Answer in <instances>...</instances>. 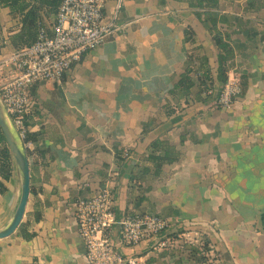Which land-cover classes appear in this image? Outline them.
Masks as SVG:
<instances>
[{"label": "crops", "instance_id": "0c3cea01", "mask_svg": "<svg viewBox=\"0 0 264 264\" xmlns=\"http://www.w3.org/2000/svg\"><path fill=\"white\" fill-rule=\"evenodd\" d=\"M115 4L108 0L107 14ZM206 11L224 18L217 24L223 48ZM55 16L43 13L40 24L50 27ZM0 21L7 39L0 54L15 51L21 16L0 5ZM117 26L60 81L32 87L31 192L21 230L0 239V264H89L74 204L113 173L119 217H170V234L204 231L217 264H264V0H218L215 7L200 0H124ZM219 58L243 86L231 110L210 94L171 93L187 69L194 79L209 76L219 90ZM154 141L162 143L154 149ZM125 149L129 155L118 163L117 152ZM7 185L0 229L20 199L16 166ZM155 243L122 244V251L139 264H198L178 247L158 251Z\"/></svg>", "mask_w": 264, "mask_h": 264}, {"label": "built area", "instance_id": "2783aa9c", "mask_svg": "<svg viewBox=\"0 0 264 264\" xmlns=\"http://www.w3.org/2000/svg\"><path fill=\"white\" fill-rule=\"evenodd\" d=\"M115 1V7L107 14L108 0H62L52 25L40 24L35 42L0 54V96L26 149L32 144L28 125L32 87L40 81H60L86 51L102 44L118 29L124 0ZM5 44L7 39L0 36V46ZM242 90L240 76L231 71L219 90L209 89L205 94L213 95L219 107L231 110ZM124 153L128 157L129 150ZM115 177V173L111 174L104 187L74 204L77 232L89 264H139L138 257L127 256L117 248L114 231L120 232L124 245L156 239L155 250L178 247L188 255L186 248L197 245L209 255V263L220 261L215 247L204 250V231L187 228L170 234L172 218L160 214L136 212L119 217L115 210Z\"/></svg>", "mask_w": 264, "mask_h": 264}, {"label": "trees", "instance_id": "16d2710c", "mask_svg": "<svg viewBox=\"0 0 264 264\" xmlns=\"http://www.w3.org/2000/svg\"><path fill=\"white\" fill-rule=\"evenodd\" d=\"M62 0H0V5L3 7H9L10 13L13 15L21 16L22 27L20 31L12 38V43L15 47L20 48L27 46L35 42L38 34L40 23H43V13L46 15L56 14ZM205 3L207 6L215 7L218 5V0H200V3ZM206 20L211 23V33L217 47L223 48L225 46V39L222 32L218 29L219 20L224 21V18L218 16L216 12L206 11ZM2 29L0 21V31ZM219 77L225 82L228 78V68L224 66L223 60L219 58ZM191 69H187L182 75L175 88L171 91L172 94L178 97L188 98L193 96L197 99H202V94L206 93L209 89H212L210 84L211 79L209 76L204 75L194 79L190 73ZM196 87V90L193 88ZM215 98V97H214ZM30 136V135H29ZM161 141H154L152 146L154 149L159 147ZM155 152V150H154ZM124 154V155H123ZM126 158L124 151L117 152V162L121 163ZM148 158H153L149 155ZM14 160L7 143L6 137L0 127V194L8 191V181L13 175ZM158 173L159 170H156ZM132 180H136V176L132 175ZM21 229L19 228V231ZM33 234L25 233L26 238L32 237ZM211 244V246H208ZM214 244L205 235L204 250L210 251L214 249ZM189 250V257L196 261L198 264H212L209 263V255L203 253L199 246L190 245L186 248Z\"/></svg>", "mask_w": 264, "mask_h": 264}, {"label": "water", "instance_id": "95a60500", "mask_svg": "<svg viewBox=\"0 0 264 264\" xmlns=\"http://www.w3.org/2000/svg\"><path fill=\"white\" fill-rule=\"evenodd\" d=\"M0 127L3 130V133L6 137L7 143L10 147L14 165L18 171L20 178V199L18 205L15 209L12 219L9 223L0 229V239L11 236L16 232V230L21 225L23 217L26 212L30 192H31V171H30V161H29V152L24 146V143L18 133L17 128L15 127L10 114L8 113L2 98L0 96ZM189 227L190 224L184 225ZM120 229V226L117 227V230ZM178 229H176L177 231ZM115 245L117 248L122 251V242L121 240L114 239ZM127 264V262L125 263Z\"/></svg>", "mask_w": 264, "mask_h": 264}]
</instances>
